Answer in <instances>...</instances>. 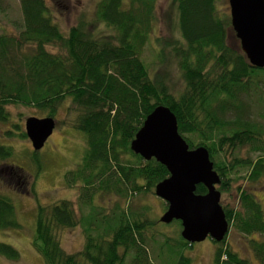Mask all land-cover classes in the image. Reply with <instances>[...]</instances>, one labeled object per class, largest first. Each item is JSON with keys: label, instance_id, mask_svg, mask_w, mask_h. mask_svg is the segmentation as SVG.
Returning a JSON list of instances; mask_svg holds the SVG:
<instances>
[{"label": "trees", "instance_id": "obj_1", "mask_svg": "<svg viewBox=\"0 0 264 264\" xmlns=\"http://www.w3.org/2000/svg\"><path fill=\"white\" fill-rule=\"evenodd\" d=\"M172 1L181 39L157 42L158 55L171 53L179 70L182 88L176 92L150 78L142 60L156 23L158 0H101L93 20L80 17L66 35L53 14L60 0H19L21 30L17 35L0 34V122L7 120L10 105L30 107L53 118L69 100L72 126L86 146L75 168L64 174V183L79 186L78 203L88 212L77 216L65 200L37 207L31 245L43 264L150 263L149 238L160 221L147 217L145 207L131 211L120 202L153 194L156 184L168 177L164 166L130 150L144 119L157 106L174 114L189 149H207L220 178L217 190L227 189L228 173L238 168L249 169L250 182H257L264 171V120L259 122L251 114L255 110L264 117V68L249 66L241 50L227 45L231 27L229 18L216 9L219 0ZM48 46L63 53L53 54ZM21 137L26 138L25 133ZM242 148L261 156L254 162L240 158L228 162L221 157ZM11 155V149L0 145V160ZM125 155L132 161H124ZM205 192L203 186L196 187V194ZM239 192L242 211L222 207L228 225L245 235H264L259 204ZM111 196L119 201L108 209L94 205L95 198L110 201ZM175 222L179 239L170 245L175 249L192 245L180 237L181 226ZM76 227L83 233V247L68 254L56 231ZM18 228L13 204L0 195V230ZM225 239L211 240L216 248L210 264H247L225 245ZM168 241L164 239V246H170ZM254 251L264 264V244H255ZM0 256L19 258L17 250L5 243H0ZM175 264L192 261L180 254Z\"/></svg>", "mask_w": 264, "mask_h": 264}, {"label": "rangeland", "instance_id": "obj_2", "mask_svg": "<svg viewBox=\"0 0 264 264\" xmlns=\"http://www.w3.org/2000/svg\"><path fill=\"white\" fill-rule=\"evenodd\" d=\"M101 0H60V5L53 10L55 23L63 35L67 34L69 27L73 26L81 17L91 21L94 17L96 5ZM216 9L221 16L229 18L228 0H219ZM22 15L19 0H0V34L17 35L21 30ZM180 40L177 21V11L172 0H158L156 5V23L147 44L142 51V60L147 68L150 78L163 82L171 91L182 88V80L175 60L171 53L162 51L158 55L160 45L158 41ZM226 43L234 51H240L239 41L232 29L226 35ZM47 50L53 54L63 53L56 46H48ZM69 100L65 101L53 117L55 128L47 139L43 148L35 152L29 140L22 138L24 121L28 117L43 118L37 110L19 105L6 107L8 118L0 122V145L11 149L9 159L0 160V195L8 198L14 206L16 220L20 225L18 229L0 230V243H5L17 250L19 258L9 260L0 256V264H43L41 257L31 245L34 232L35 216L38 206L49 207L59 201L71 202L77 216L88 212V208H80L77 200L79 186L67 187L64 183V174L75 168L85 151V141L81 133L73 126V108ZM252 117L263 122L264 117L255 110ZM229 155L222 154L224 161L232 162L234 158L254 162L261 156L249 148H242ZM124 161H132L128 155ZM18 169V170H17ZM249 169L238 168L228 173L229 186L220 191L221 208L233 211L243 209L239 200V189L251 195L259 204L264 217V171L257 182L246 180ZM154 192V191H153ZM109 200L95 198L94 205L108 209L112 203L119 201L117 197ZM121 201V200H120ZM120 202L124 209L139 211L146 208V216L151 220L159 221L165 211V203L151 193L130 197ZM244 211V210H243ZM154 236L149 238V264H175L177 257L191 258L192 264H210L216 244L210 238L200 243L175 249L172 245L178 238L179 228L174 221L170 224L158 222ZM56 236L61 248L68 254L79 252L84 243L83 233L79 227L73 229H58ZM167 238L168 245L163 241ZM264 244V235L252 233L242 234L231 224L228 225L225 245L236 255L245 260L247 264H261L256 252L255 244Z\"/></svg>", "mask_w": 264, "mask_h": 264}, {"label": "water", "instance_id": "obj_3", "mask_svg": "<svg viewBox=\"0 0 264 264\" xmlns=\"http://www.w3.org/2000/svg\"><path fill=\"white\" fill-rule=\"evenodd\" d=\"M229 23L249 66L264 68V0H228ZM55 128L51 117H28L24 133L32 149L41 150ZM130 150L145 161L154 159L164 166L168 177L156 184L154 195L167 206L159 221H178L180 237L189 244L206 238L221 242L228 223L219 204L220 183L206 148L189 149L179 135L174 114L157 106L144 119L130 142ZM198 185L204 194H196Z\"/></svg>", "mask_w": 264, "mask_h": 264}]
</instances>
